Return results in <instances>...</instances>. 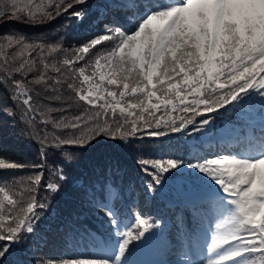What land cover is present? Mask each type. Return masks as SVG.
Returning a JSON list of instances; mask_svg holds the SVG:
<instances>
[{
	"label": "snow or ice",
	"instance_id": "obj_1",
	"mask_svg": "<svg viewBox=\"0 0 264 264\" xmlns=\"http://www.w3.org/2000/svg\"><path fill=\"white\" fill-rule=\"evenodd\" d=\"M87 3L0 0V21L79 22L85 10L76 6ZM101 15L104 32L71 55L59 38H0V133L10 126L39 146L30 165L0 156V170H37L27 180L0 177V264L37 233L49 208L41 189L58 194L60 182L79 167L81 152L69 149L86 150L100 139L136 154L139 171L150 178L148 192L173 175L196 174L205 184L206 195L217 201V223L208 255L193 264H264V0H107ZM229 113L259 128L255 152L188 159L163 146L146 149L149 138L163 145L161 138L172 134L208 133L214 124L209 114L223 119ZM49 164L56 182L45 181ZM83 194L105 213L117 242L111 255L61 264H130L129 245L147 239L160 223L140 212L122 217L113 208L111 162L90 176Z\"/></svg>",
	"mask_w": 264,
	"mask_h": 264
},
{
	"label": "trees",
	"instance_id": "obj_2",
	"mask_svg": "<svg viewBox=\"0 0 264 264\" xmlns=\"http://www.w3.org/2000/svg\"><path fill=\"white\" fill-rule=\"evenodd\" d=\"M106 2L107 0H88L87 5H77V8L85 10V18L79 22L75 19L71 21L61 19L52 24L32 26L9 21L5 16L0 21V38L9 33L24 34L29 38L37 36H44L50 40L59 38L71 55L72 48L104 32L102 21L105 17L101 12ZM99 47L103 49L104 45ZM209 115L214 120L212 131L193 135L172 134L161 138L163 145L149 138L145 140L146 149L151 151L163 146L167 154L188 159L222 152L250 153L247 150V143L254 144L258 140L260 136L258 127L249 126L252 122L240 114L229 113L223 119L216 114ZM202 118L197 117V120ZM225 125L232 129L234 144H230L223 134L222 129ZM118 143L100 139L86 150L69 149L81 152L79 167L68 172L67 181L60 182L62 186L58 194L52 195L41 189L39 196L41 199L47 198L49 208L41 214L42 220L37 233L21 245L14 246L13 254L7 257L6 264H34L38 258L50 260L51 264H61L67 258L111 255L117 237L111 234L105 213L83 194L90 176L93 173L99 175L103 165L108 162L112 163L115 180L116 195L111 200L113 208L122 217L127 214L134 216L140 212L160 223V227L154 229L147 239L134 241L129 245L127 261L133 257L145 261L142 254L144 250H151L154 257L151 264H171V260L179 261L182 258L187 260L179 264H193L198 261L196 251L201 244L202 233L209 231L212 234L217 223V201L206 195L204 183L196 174L173 175L164 187L154 192L146 191L145 183L150 178L139 171L135 162L136 154L121 150L117 146ZM38 147L23 138H18L10 126H5L4 131L0 133V156L7 160L30 165L37 160ZM51 168L52 165L49 164L45 169L46 182H56L50 174ZM35 171L37 170L31 167L0 170V177H3L4 181L27 180ZM179 183L183 186V191ZM194 196H197V201H193ZM194 208L196 211H193ZM203 211H208L214 216L211 225L203 221ZM226 227L224 223L222 229ZM188 231L196 255L195 260L192 258L190 260L186 248L183 247Z\"/></svg>",
	"mask_w": 264,
	"mask_h": 264
},
{
	"label": "rangeland",
	"instance_id": "obj_3",
	"mask_svg": "<svg viewBox=\"0 0 264 264\" xmlns=\"http://www.w3.org/2000/svg\"><path fill=\"white\" fill-rule=\"evenodd\" d=\"M254 150H255V148H254ZM179 186L182 187L181 190L183 191V186H182L180 183H179ZM202 218H203L204 221L207 222L209 225L212 224V221L214 220V218L212 217V215L209 214V213H207V212H204V213H203ZM220 223H221V226L224 227V222L221 221ZM203 236H204V238H203V240H202V242H201V245H200V247L198 248V252H197V253H198V256H199V259H200L199 261H202V260L205 259L206 256L208 255V253H207V251H206V244L209 242V238H210L209 231H208V232H205V233L203 234ZM191 243H192V242L186 240V242H185V246H183V247H185V248H188V254H189V255H191V251H190V248H189V247H191V245H192ZM142 254H143V251H142ZM147 254H148V256H149V260L154 261V257H153V255H152V253L149 251ZM134 261L136 262V264H138V258H137L136 260H134ZM146 261H147V260H146ZM199 261H198V262H199Z\"/></svg>",
	"mask_w": 264,
	"mask_h": 264
}]
</instances>
